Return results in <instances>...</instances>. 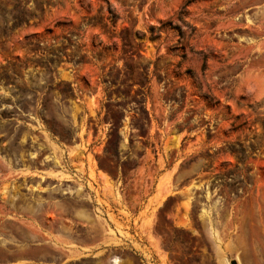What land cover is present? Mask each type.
Returning a JSON list of instances; mask_svg holds the SVG:
<instances>
[{
    "label": "rangeland",
    "instance_id": "1",
    "mask_svg": "<svg viewBox=\"0 0 264 264\" xmlns=\"http://www.w3.org/2000/svg\"><path fill=\"white\" fill-rule=\"evenodd\" d=\"M0 264H264V0H0Z\"/></svg>",
    "mask_w": 264,
    "mask_h": 264
},
{
    "label": "crops",
    "instance_id": "2",
    "mask_svg": "<svg viewBox=\"0 0 264 264\" xmlns=\"http://www.w3.org/2000/svg\"><path fill=\"white\" fill-rule=\"evenodd\" d=\"M138 215V214H137Z\"/></svg>",
    "mask_w": 264,
    "mask_h": 264
}]
</instances>
